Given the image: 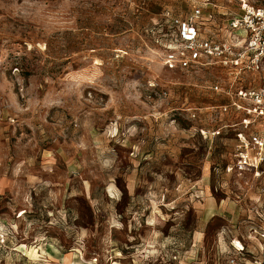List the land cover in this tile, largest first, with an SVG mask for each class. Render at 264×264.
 Here are the masks:
<instances>
[{"label":"rangeland","instance_id":"obj_1","mask_svg":"<svg viewBox=\"0 0 264 264\" xmlns=\"http://www.w3.org/2000/svg\"><path fill=\"white\" fill-rule=\"evenodd\" d=\"M200 1L0 0V264L264 259L227 71L162 62Z\"/></svg>","mask_w":264,"mask_h":264},{"label":"built area","instance_id":"obj_2","mask_svg":"<svg viewBox=\"0 0 264 264\" xmlns=\"http://www.w3.org/2000/svg\"><path fill=\"white\" fill-rule=\"evenodd\" d=\"M214 9L224 10L219 20ZM214 20L216 27L210 29ZM166 22L170 31L161 38L165 66L189 70L217 65L227 71L228 85L216 84L214 89L234 99L219 109L222 114H242L235 124L234 162L228 169L264 178V0H201L189 14H172ZM200 133L213 138L222 131L201 129ZM258 215L262 226L255 233L264 252V199ZM237 251L229 264H264L261 256L249 258L243 248Z\"/></svg>","mask_w":264,"mask_h":264},{"label":"crops","instance_id":"obj_3","mask_svg":"<svg viewBox=\"0 0 264 264\" xmlns=\"http://www.w3.org/2000/svg\"><path fill=\"white\" fill-rule=\"evenodd\" d=\"M207 11L209 12L210 10L208 9ZM213 11H215L217 13V15H216V19L217 20H219L220 18H222L219 13L223 12L224 11L223 9H214ZM209 27H210V29H214L216 27V20L210 22ZM229 97H230V101L228 103H222L220 105L230 104L233 101L234 98H232V96H230V95H229ZM220 105H215V106H212V107H214L213 109L216 108L220 112V114H222L221 111H220V109H219V106Z\"/></svg>","mask_w":264,"mask_h":264}]
</instances>
